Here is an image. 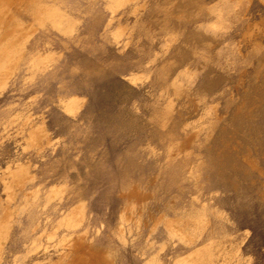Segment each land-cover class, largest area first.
<instances>
[{
	"label": "rangeland",
	"instance_id": "obj_1",
	"mask_svg": "<svg viewBox=\"0 0 264 264\" xmlns=\"http://www.w3.org/2000/svg\"><path fill=\"white\" fill-rule=\"evenodd\" d=\"M0 264H264V0H0Z\"/></svg>",
	"mask_w": 264,
	"mask_h": 264
}]
</instances>
